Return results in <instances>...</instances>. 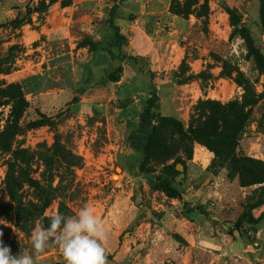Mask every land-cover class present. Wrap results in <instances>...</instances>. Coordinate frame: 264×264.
I'll return each instance as SVG.
<instances>
[{
  "label": "rangeland",
  "instance_id": "1",
  "mask_svg": "<svg viewBox=\"0 0 264 264\" xmlns=\"http://www.w3.org/2000/svg\"><path fill=\"white\" fill-rule=\"evenodd\" d=\"M112 5L0 0V133L14 127L0 147L5 244L33 254L34 231L47 228L34 219L23 231L17 203L47 205L46 223L87 204L107 233V264H264V220L235 227L264 212V0H126L112 11L124 61L106 49ZM150 97L169 158L140 165ZM168 165L180 200L161 186ZM196 206L207 213L191 221L183 211ZM34 259L65 264L54 242Z\"/></svg>",
  "mask_w": 264,
  "mask_h": 264
},
{
  "label": "trees",
  "instance_id": "2",
  "mask_svg": "<svg viewBox=\"0 0 264 264\" xmlns=\"http://www.w3.org/2000/svg\"><path fill=\"white\" fill-rule=\"evenodd\" d=\"M124 2H126V0H113V5L110 9V14L108 17V22L110 27L113 30V33L111 35V42L108 44V46H106V49L108 51V53L111 54V56L119 61H124L126 58H130L129 55H127L122 49V45L125 46L127 45L128 39L119 31V28L113 24V15H112V11L115 10L116 8H119L121 4H123ZM226 10L229 12V14L234 13V10L226 7ZM90 44L92 46V48L94 50H98L99 47L101 46L100 43L98 42H94V41H90ZM123 68L121 65H118L110 74H109V81L111 82H118L120 80V74L122 73ZM19 102H22V98H19ZM155 100L154 98L150 97L147 99L146 101V107L140 112L139 114V130L143 129V128H150V132L146 135L147 136V141L145 142V144L143 145V159L140 162V165H142L143 163L149 161V160H153V161H164L167 158V152H163L165 149V146L158 142L156 140L157 136L162 134L161 132H159V128L158 126H153L151 124V120L155 118V104H154ZM161 123L160 126L161 127H168L170 124H177V120L171 118V117H162L160 119ZM47 121L41 120V119H35L34 121H32L30 123V127H36L38 125H43V124H47ZM179 123V122H178ZM13 126L10 125L9 127L7 126L5 130H3L0 133V147L4 148L7 145V139L5 140L3 135L4 133H11V131L13 130ZM138 132V131H136ZM131 134L129 135V138L132 140V138L130 137ZM133 144H134V140ZM209 146V145H208ZM140 171H142V168L140 167ZM165 173L167 174L166 179L161 180V186L163 187V190L166 192V194L170 197H175L178 198L179 200L181 199V194L174 188L172 187L168 181L169 180H175V178L180 174V172L176 171L173 166H166L164 168ZM9 185H11V187H15L17 188L19 185V182L17 179L11 178V181H9ZM41 193H44L43 190H41ZM47 205H33L30 204L27 207H22L20 204H15V217L17 220V223L20 224V228L23 231H28L29 228L31 227V222L34 219H40L41 224L45 225L46 227H48V223H46V218L42 215L43 213V209L46 207ZM199 210V211H198ZM193 211H198L199 214H201L202 216L206 215V210H205V206H196V207H191V208H186L183 211V215L191 220V221H196L194 219V216L191 215L190 213ZM201 212V213H200ZM58 213H63L67 216H71L68 215L67 213H69V209H67V207L65 206H60L59 207V212ZM204 219V218H203ZM261 220H264V212H262L258 217H253L250 214L247 213H242L236 220L235 223V227L236 228H241V226L243 224H257L259 223ZM201 221V220H200ZM200 223V222H199Z\"/></svg>",
  "mask_w": 264,
  "mask_h": 264
},
{
  "label": "clouds",
  "instance_id": "3",
  "mask_svg": "<svg viewBox=\"0 0 264 264\" xmlns=\"http://www.w3.org/2000/svg\"><path fill=\"white\" fill-rule=\"evenodd\" d=\"M3 235L0 231V264H35L34 255L44 252L52 242L60 249L65 264H107V233L87 204L74 216L56 213L49 217L48 227L32 235L33 254L13 255Z\"/></svg>",
  "mask_w": 264,
  "mask_h": 264
},
{
  "label": "water",
  "instance_id": "4",
  "mask_svg": "<svg viewBox=\"0 0 264 264\" xmlns=\"http://www.w3.org/2000/svg\"><path fill=\"white\" fill-rule=\"evenodd\" d=\"M178 166H180L181 167V165H178ZM179 169V168H178Z\"/></svg>",
  "mask_w": 264,
  "mask_h": 264
},
{
  "label": "bare ground",
  "instance_id": "5",
  "mask_svg": "<svg viewBox=\"0 0 264 264\" xmlns=\"http://www.w3.org/2000/svg\"><path fill=\"white\" fill-rule=\"evenodd\" d=\"M180 167V166H179Z\"/></svg>",
  "mask_w": 264,
  "mask_h": 264
}]
</instances>
